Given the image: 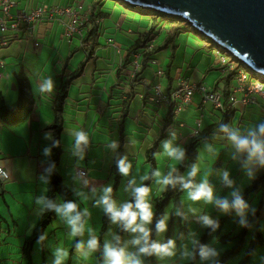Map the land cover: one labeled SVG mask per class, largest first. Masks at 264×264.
I'll use <instances>...</instances> for the list:
<instances>
[{
  "label": "crops",
  "instance_id": "0c3cea01",
  "mask_svg": "<svg viewBox=\"0 0 264 264\" xmlns=\"http://www.w3.org/2000/svg\"><path fill=\"white\" fill-rule=\"evenodd\" d=\"M15 1L25 12H32L45 6L68 7L80 3L83 4L85 10L89 7L95 8L94 0ZM102 7V11L98 8L93 11L97 17L104 14L106 18L103 17L104 21L100 31L96 30L95 35L91 36L92 38H90V33L95 28L91 24H88V27L83 30L82 35H76L73 39L68 40L65 37L63 23L58 21L43 22L35 26L34 38H31L26 32L22 34L21 39H15V36L11 34L9 35L10 45L0 50V60L5 63V68L0 66V73L3 74L0 79V97L11 113L17 112L22 105L20 80L25 76L31 83V97L23 100L27 105V110L22 113L18 112V119L3 117L0 111V168H4L10 173L8 180H0V223L2 222L0 231L6 227L5 237L0 240V250L4 247L3 242H7L8 250L1 252L9 253L10 259L14 263L12 258L20 259L23 242L30 236L46 207L36 201L40 197L46 198L44 190H47L48 182L42 181L41 176L46 177L48 181L49 174L46 169L51 167L55 154L52 144L58 135L52 128L59 122L60 105L63 104V113L60 114L64 119V130L61 135L63 152L57 167L60 174L67 176L66 184L73 190V195L80 202H84L83 199L88 201V191H97L98 188L102 190L108 184L109 178H113L112 172H119L118 168L115 169L116 162L123 156H127L132 164L128 177L137 178L139 181L136 183L139 184L142 176L152 172L151 165L148 163L149 156H151L150 149L161 140L168 125L171 124V129L168 132L170 138L168 137L166 140H171L174 147L184 149L204 131L223 121V111L218 110L213 104L204 105L203 97L199 93L195 94L191 104L177 118L171 115L170 108L157 107L150 102L149 98L156 94L158 88L164 94L170 93L168 81L164 75L170 63L169 55L172 49L171 46L167 47L170 37L163 40V44L157 45L161 48L166 46V52L161 57H157V63L151 64L145 73L144 81L136 90H133L132 75L135 62L138 59L136 55L141 54L131 55L130 50L138 42L140 35L149 29V25L147 22L137 21L135 16L126 14V11L119 10L114 3L107 2ZM174 31L172 30V34ZM176 38L182 42V45L176 43L178 45L175 53L176 59L171 69L173 88H178L180 82L187 79L192 84H204L211 90L218 88L217 90L221 94L227 91V89L224 92L220 91L218 87L220 78L211 79L218 72L219 64H215L213 59L207 60V58H212L207 51L208 47L203 45L202 41L196 43L195 38L191 35H182ZM162 39L163 36L161 41ZM96 40H98L96 52L90 55L88 51L93 49ZM37 43L40 45L39 47H36ZM142 63L143 58L141 57L138 72L142 69ZM125 66L130 69L129 72ZM123 70L129 79L127 83H121L120 75ZM76 73L81 74L80 77L72 83L69 93L65 94L64 84ZM48 77L55 81V89L52 93L42 94L39 87L42 85L43 79ZM63 94L67 95L66 99L61 98L64 96ZM133 95H135V100L129 104L131 109L125 110L129 98ZM29 101L34 102V105L29 104ZM256 103L259 106L255 108L251 107L254 104L249 105L248 108L240 104L233 105L234 110L237 111L233 129H237L242 135L246 134L249 128H256L264 123V115L260 113L261 104L259 100ZM32 105L33 112L30 114L28 108ZM125 116L128 118L124 119ZM170 119L172 122L169 124ZM236 122L238 125L235 124ZM181 123H185L186 128H180ZM73 130H83L89 135L90 142L84 149L83 159L73 155V138L71 136ZM48 132L52 133L53 139L45 138V133ZM173 133H175V139H173ZM174 140L177 142L176 144L173 142ZM113 141L118 144L115 150L109 147ZM123 141L125 149L121 151L120 147ZM206 144H209L211 150L213 146H217L213 149L215 152L209 150V154H217V151H220L226 155L223 162L229 161L231 164L239 162L240 168L237 167L231 173L232 179L247 178L248 185L254 181L248 177L245 171V157L234 158L239 154L235 152L220 129H215L210 137L200 143L198 149L200 157L202 154L200 150ZM45 147L51 148L50 156L42 154ZM164 153L162 141L156 156L158 170L162 172V175L172 168H175V172H177L181 164L176 168L178 162L172 161ZM80 170L88 171L87 180H80L75 175ZM252 171L257 177L264 173V168L253 166ZM141 172H144V175ZM101 173L106 176H100ZM220 177L221 172L218 173L217 178ZM151 187L154 192L151 193L150 200L155 202L158 197L155 198V195L161 192L156 178ZM126 189L127 192H130V187ZM164 192L162 191V194ZM30 194H34V197L24 198L25 201L22 204V212L28 219L25 222L27 225L24 233L23 226H21L22 232L18 230L13 233L12 225L8 223V219L18 226L17 221L21 218L12 210L21 205L23 195ZM60 205L63 203L60 202L58 206ZM6 211L7 214H4ZM90 217L93 219L91 214ZM60 219H62L65 229L57 225L50 235L54 234L59 242L63 241L66 236V243L70 244L73 237L71 228L65 227L66 220L58 213H56L54 225L59 223ZM63 229L66 230L65 233L58 234L56 232V230ZM17 233L23 237L19 242L7 241L6 236H15ZM50 235L47 237L49 238ZM136 251L137 249L133 252Z\"/></svg>",
  "mask_w": 264,
  "mask_h": 264
},
{
  "label": "rangeland",
  "instance_id": "374dc122",
  "mask_svg": "<svg viewBox=\"0 0 264 264\" xmlns=\"http://www.w3.org/2000/svg\"><path fill=\"white\" fill-rule=\"evenodd\" d=\"M100 2V4L102 3V0H94L93 3H98ZM109 3H114L115 5H117V8L121 11H127L126 7L123 6L120 3H117L115 1L109 0ZM113 5V4H112ZM98 9H101L102 11V6H96ZM128 15H132L135 16L137 18V21L140 22H145V19L147 20V24L149 26L152 25V23H149L150 21L147 19L148 16H142L140 14H136V13H131V12H125ZM149 13H151L149 11ZM150 17V16H149ZM151 18V17H150ZM152 21V19H151ZM178 28H181V33L186 36H193L195 38V42L198 43V39H200L203 42V45H205L206 47H208L209 50V55L212 58H207V60L213 59L214 63L219 64L220 62L218 61V54L220 53L219 50L216 47H213V44H211L208 40L203 39L200 35H198L196 33V31H194L191 26H188L187 22H181L180 26L174 25L172 23H170L169 21H167L164 18H160L159 20V24L157 26V30H158V38L155 41V47L158 44H163L164 41L166 40L168 37H171L172 34V30H177ZM189 31V32H186ZM171 33V34H170ZM163 36V39L161 41V38ZM198 38V39H197ZM176 43L178 45H182V42L179 40H176ZM201 43V42H200ZM206 53V52H205ZM221 54V53H220ZM224 56H226V58L229 60L230 64L227 61V65L230 67H233V71L236 72V74H247L249 77V83H254L252 85H245L246 82H244V86H246L244 89H242V93H240L238 95L239 101L244 100V96L246 98V100L248 101V105L251 102H255L253 106L251 107H258L259 105L256 103L258 100L260 102V107H261V114L264 115V84L262 82H264L263 77L255 74L253 71L249 70L247 67H245L243 64H241L234 56H232V54H230L229 52H225L222 53ZM232 57H231V56ZM236 61H234V60ZM239 70V71H238ZM246 73H245V72ZM219 74V75H218ZM229 73H225V72H221L218 71L216 72L214 75V77H212L211 79H218L220 78V80L222 78H226L224 76L228 75ZM236 75V83H238L237 81V76ZM221 86H219L220 91L224 92V90L226 89L224 84H220ZM263 86V87H262ZM256 87L260 88L259 91H256ZM244 93V96H243ZM243 105L244 102H242ZM240 104V105H242ZM242 105V106H243ZM247 105V104H246ZM167 107V106H166ZM239 114V113H238ZM235 124L238 125V123L236 122ZM175 144L177 143L175 140L173 141ZM217 146H213L212 148V152L214 153L215 151H213L214 148H216ZM209 149L210 146L209 144H206L201 150L200 153L201 157H200V163L198 164L199 167V172L197 174L196 177H194V183H200L203 179L207 178L210 182V184L212 185L213 189H214V194L215 196H217L218 198H229L231 199L230 193L234 190H240L242 193H244L245 191V187L248 185V179L247 178H236L233 179L234 183L232 185V187H227L224 186L222 184V177H220L219 179L217 178L218 173H222L224 170H228L230 172V174L232 172H234V170L239 166V162H235L233 164H231L229 161L223 162L222 160L224 159V153L217 151V154H209ZM144 162V160H142ZM181 162L177 163L176 168H178L180 166ZM221 166V167H220ZM178 171V170H177ZM144 175V172H141ZM162 173V172H161ZM168 172H165V175ZM62 179L64 180V182H68L67 176H65L64 174H60ZM76 176H78L75 173ZM100 176H106L105 174L101 173L99 174ZM113 178H109L108 180V184L106 186H111L113 188V199L117 202V204H123L125 202L130 201V199L132 198L131 196V192H127L128 187H130V181H132L133 179L138 182L139 180L137 178H129L128 176H123L122 179H118L116 172H112ZM146 175V174H145ZM148 175V173H147ZM155 180V177H154ZM145 181H141L140 183H144ZM153 180L147 184L150 188H151V193L154 192L153 188L151 187L153 184ZM251 183V182H250ZM105 186V187H106ZM44 192H46V189L44 190ZM88 201L86 199H83L84 202H80V205L82 206L83 210L87 209L88 210V218L86 219V224H85V228H84V232L82 235H78L75 237H72V242H70V244L66 243V236L64 237L63 241H57L56 237L53 235H50V233L52 231L55 230V227L57 225H59V227H63L64 223L62 222V219H60L59 223H57L56 225H54L56 223V220L54 219L51 223L50 226L47 227L46 229V233L47 235H50L48 239H46L44 241V243H37L34 247V252H33V262L34 264H44V260H43V251L45 250L46 252V258H47V262L48 264H55L56 261V250L57 249H64L67 251L68 255L64 258L63 260V264H67V261L69 260L70 257V253L71 251H74L73 249L75 248L76 244H83L84 247L82 249H80L79 251L76 248L75 254L80 255L82 257V264H104V259L102 261H99V257L97 256V254H99V248L93 252V253H89L88 249H87V243L89 241V239L92 238L93 235H95L96 237L99 238L101 237V232H102V224H103V215L105 214L103 209L101 207L96 206V201L99 200L101 198V196L103 195V191L99 188L97 191H93V192H89L88 191ZM164 194H162V191L159 194L155 195V198L158 196H163ZM26 197H34V194H30V195H23V198L21 200V205L18 206L17 208H15L13 211V213H15L17 216H19V218H21L20 220L17 221V225H14V222L11 221V219H8V223L10 225H12L11 230L13 229V233H16L18 230L20 232H22V228L21 226H23V233H24V229L25 226L27 225L25 222L28 221L27 217H24V214L22 212V204L24 198ZM151 197V195H150ZM157 197V198H158ZM154 198V199H155ZM156 201V200H155ZM174 201V200H172ZM260 198H255L251 201V203L249 204L250 209H255L256 211V206L258 204V202H260ZM180 202L183 205V212L184 214L182 215H176L177 212H180V209L178 207H176V205L174 204V202H171L166 210V215L168 216V229L166 232L164 233H160L157 235V241H160L162 243H166L169 239L175 240L176 242V247H175V254L173 256L170 257H163V258H159L157 256V263L156 264H194V259L192 257H186L184 256L185 252H194L196 253V249L192 243V241L195 239L197 240L199 243L202 241L205 233L207 232L208 228L204 227L200 221H199V217L202 215H210L213 219L215 220H219L222 218H227L226 221L224 223H219V228L213 232L212 230L210 231L211 235L207 241V243L205 245H209L211 247L216 248L219 252H220V256L218 259H221V257L227 252V251H232L237 245L238 242L241 238L243 234V230L244 227H241L238 223L239 217L235 214V212H232L230 214H224L222 213L219 209H217L215 207V205L212 204H207L204 201H191L188 199L187 197V192L183 189L182 193L180 194ZM154 200H152V204H153V208L155 210V204H154ZM181 213V212H180ZM4 214H7V211L4 212ZM90 214L93 216L90 217ZM253 213L249 210L248 212V220L250 221L251 219V215ZM23 217V218H22ZM263 217H264V212H263ZM2 223V222H1ZM0 223V225H1ZM34 224V223H33ZM33 226V225H32ZM36 227V226H34ZM65 227H70L68 224H66ZM121 226L114 224L110 221L109 223V228L107 229L106 234L103 237V242L105 243H113L116 244L117 241L115 239V237H119L120 233H119V229ZM71 228V227H70ZM65 229V228H64ZM56 230V232L58 234H62L65 233L66 230ZM6 227L2 228L0 231V240L2 238L5 237V233H6ZM261 232L264 236V219L260 220V221H256L254 222V224L252 225V228L250 229V231L248 232V236L246 237V240H244L243 242V248L242 250L236 254L233 255L228 261H226V264H264V241L262 244L257 245V248L254 252H252L251 250H249L251 248L252 245V241L257 239V233ZM124 240L121 241L122 247H125L130 253H134L133 251L136 250V247L134 245L131 244V240L134 237V234L131 232L126 233V231L124 232ZM237 236V239L234 240H228L226 243H224V240H222L221 238L223 236ZM240 236V237H239ZM170 237V238H169ZM7 241H20L23 237L17 233V235H13V236H6ZM226 239V238H225ZM78 240V241H77ZM76 241L78 243H76ZM241 241V240H240ZM48 250H50L51 252L49 253ZM88 254L90 256H88ZM104 256V254H103ZM195 258L197 257V254L194 256ZM144 257H141V259ZM73 264H80V262L76 261L75 255H73ZM145 259H143L144 261ZM99 263H98V262ZM21 262V261H20ZM24 264H26L25 261H23ZM195 264H210V262L208 261H202L199 257L198 261L195 262Z\"/></svg>",
  "mask_w": 264,
  "mask_h": 264
},
{
  "label": "clouds",
  "instance_id": "9594fccd",
  "mask_svg": "<svg viewBox=\"0 0 264 264\" xmlns=\"http://www.w3.org/2000/svg\"><path fill=\"white\" fill-rule=\"evenodd\" d=\"M54 89L55 81L51 77L43 79V83L39 87V91L42 94L52 93ZM220 131L225 134L228 142L235 149V152L239 154V156L234 158L239 159L240 157H245V171L250 179H255L256 174L252 171V167L258 166L259 168H264V123H261L256 128H249L247 133L243 135L240 134L237 129L230 128L227 124H221ZM172 135L173 139H175V133ZM71 136L73 138V155L79 156L83 159L84 149L90 142L88 133L83 130H73ZM45 138L53 139L52 133H45ZM109 147L115 150L118 147V144L113 141L109 144ZM163 148L165 150L164 154L172 161L181 162L185 159V150L182 147H174L171 140L163 141ZM209 150L211 151V148ZM51 151V148L45 147L42 154L44 156H50ZM116 163L121 175L128 176L130 174L132 164L129 162L127 156L119 158ZM51 171L52 168L46 169V172ZM85 171L86 178L84 179L80 178L77 172L80 180L88 179V171ZM174 172L175 168H172L166 175H162L160 170H156L152 173V176L156 178V183L160 186V191H166L169 186L175 187L179 182L181 187L187 192L189 200L204 201L207 204L215 205V207L224 214L235 212L239 217L238 223L241 227L250 226L248 212L250 210L254 214L255 209H250L249 204L246 202L240 190L232 191L230 193L231 199L227 197L218 198L215 196L214 189L207 178L203 179L198 184L194 183L192 178L196 177L199 172L198 165H191V170L188 172L187 178L175 176L173 174ZM0 175H3L5 178L7 177V173H0ZM221 177L224 186L232 187L234 181L228 170H224L221 173ZM140 179L141 181H144L149 179V176L146 174ZM41 180L45 183L48 182L47 178L44 176H41ZM102 191L103 195L96 201V206L103 209L104 213L109 217L112 223L117 224L125 231L134 234L131 244L137 249L135 253H130L125 247L119 246V237H115L117 241L116 244L105 243L103 245L104 264H144L141 257L157 256L163 258L175 254V240L169 239L166 243H162L152 239V228L150 226L153 224L156 213L150 200L152 190L148 185L142 182L137 184L134 179L130 181L132 200L119 205L113 199V188L111 186L104 187ZM36 202L38 204L46 205L49 209H54L63 219H65L66 223L71 227V236L75 237L83 234L85 228L84 216L87 217L88 215L87 209L81 213L78 211V205L75 203L68 202L57 206L51 201H47L44 197L38 198ZM176 215L179 216L182 215V213L177 212ZM110 221L108 223H110ZM167 221L168 216L166 214L161 219L156 220L155 230L157 234L167 231ZM199 221L204 227L211 228L213 232H215L220 226L218 221L213 219L210 215L200 216ZM43 238L48 239L46 232L40 239L42 240ZM44 241L41 243H44ZM192 243L198 248V255L202 261H208L210 264H220L218 259L220 252L216 248L200 244L195 239ZM83 247V244H76L78 251ZM99 247L100 240L93 235L87 243L88 252L93 253ZM196 254L197 253L194 252H185L184 256L194 258ZM55 255L57 257L55 264H63V260L68 253L61 248L56 250Z\"/></svg>",
  "mask_w": 264,
  "mask_h": 264
},
{
  "label": "trees",
  "instance_id": "16d2710c",
  "mask_svg": "<svg viewBox=\"0 0 264 264\" xmlns=\"http://www.w3.org/2000/svg\"><path fill=\"white\" fill-rule=\"evenodd\" d=\"M112 1H115V2L120 3L123 6H125L128 12L140 14L142 16H148L147 19L150 21L149 23H152V25L149 26V29L140 35L138 42L130 50L131 55L141 54V57L143 58L142 69L139 72H137L136 77L134 78V83L132 84V85H134L133 90L134 89L136 90V88L139 87L140 83H142V81H144V79H145L144 76H146L145 73L149 70L151 64H153V62H156L157 57H161L162 54L164 52H166V50H167L166 46L164 48L157 47V46L155 47V41H156L157 36L159 35L157 33L158 32L157 26L159 24L160 18L162 17V18L166 19L167 21H169L170 23L177 25V26H180V23L184 22V21L180 18H177V17L160 15V14H157L156 12L149 13L148 10H145V9L130 7L126 4L118 1V0H112ZM107 2H109V0H102L101 4H100V2L95 3V8H93V9H97L96 6H98V5L99 6H103V4L106 5ZM100 17L106 18L104 16V14H102V15L100 14ZM151 19H152V21H151ZM145 22H147L146 19H145ZM180 29L181 28H178L177 30L174 31L173 34H171V37H170L171 39H170V41H168V46H167V47L171 46L170 48L172 49L171 53L169 55L170 63L168 64L166 73L164 74L165 78L168 81V85H169V89H170V93H169L170 95H172L178 89V88H173V78H172L171 69L174 66V61L176 59L175 53H176L177 48H178V45L176 44V39H177L176 37L183 35L181 33ZM96 30L98 32L100 31V29L95 28V30L90 33V38H92L91 36L95 35ZM186 32H189V31H186ZM196 33L198 35H200L203 39L208 40L204 36H202L200 33H198V32H196ZM198 40H199V42H201L200 39H198ZM208 41L211 44H213L210 40H208ZM87 42H88V40H87ZM97 45H98V40L95 41L94 47L92 45L93 49H90L88 51L90 53V55L94 54L96 52L95 49H96ZM152 45H154V48L151 50L150 48ZM213 47H216L219 50V52L221 53V54L219 53V56L224 58L225 60H227L228 63L230 64L231 61L229 62V60L226 58V56H224L222 54V53H225V51L223 49L219 48L218 46L214 45V44H213ZM234 61H236V60H234ZM128 64H129V60H128ZM125 69H127L126 66H125ZM218 69L219 70H217V71H221V72L225 70V68L221 65V63H219ZM127 70H128V72L130 71L129 68ZM80 75L81 74L76 73L69 81H67L66 84H64L63 91L65 94L69 93V90L72 86V83L74 81H76V79L79 78ZM236 75L237 74L235 71L230 72L228 75L224 76L226 78H222L218 83V87L220 86L221 83H223L226 85V89H227V91H225L222 94L225 109H226L225 110L226 113L223 112V114H224V116L222 117L223 121L220 122V124L213 125L209 129L204 131L202 134H200V136H198L197 138H195L189 144L186 145V147L184 148L185 153H186L185 159L182 161L181 166L178 169V171L173 173L175 176L184 177V178L188 177V172L191 170V165L192 164H196V165L199 164L200 155H199L198 149H199L200 143L204 139L210 137V135L212 134L213 131H215V129H220L221 124H227L230 128H233V122L235 119V115L237 114V111L234 110L233 104L231 103L230 99L233 96L234 87L239 86V82L236 83V81H235ZM246 76H247L248 84L249 85L254 84V83H249V77L247 74H246ZM120 77L122 79L121 83H127L129 80L128 76L125 75V70H123L121 72ZM263 80H264V77H263ZM262 83L264 84V82H262ZM202 85H204V84H202ZM20 86H21V99H22L21 104L22 105H20L17 112L11 113L10 110L8 109V107L4 104V100L2 99V97H0V111L2 114L1 116H3V117L8 116V118L14 117L15 119H18V114H19L18 112L22 113L23 111L27 110L26 109L27 105L24 104L23 100H27L28 97H31V83L24 76V79L20 80ZM217 89H214L213 91L218 92ZM65 94H63L64 96H62L61 98L66 99L67 95H65ZM134 100H135V95H133L129 98V100L126 104L127 109H125V110L131 109L129 104H130V102H133ZM33 103L34 102L31 103L29 101V104H33ZM33 105L28 108V110H30V114L33 112V109H32ZM60 106L61 107H60L59 113L61 114V113H63L62 112L63 104ZM157 107H161V106H157ZM167 107L170 108L171 115L174 116V108L171 106H167ZM60 114L58 115V117H59L58 121L59 122H57V124L52 128V130L55 131L58 135L56 136L57 138L52 144L54 147L53 150L55 151V154L53 156L52 164L50 167V168H52V171L48 172L49 179H48V183H47L46 200L51 201L52 203H54L57 206L59 205L60 202H62L63 204L68 203V202L75 203L78 205V211L83 213L84 210H83L82 206L80 205L79 201L76 200L75 196L73 195V190L70 187H68L67 184L64 182V180L62 179V177L60 175L58 167H57V164H58V162L61 158L62 152H63L62 148H61V140H62L61 135H62L63 130H64V119ZM126 118H128V116H125L124 119H126ZM20 119H22V118H20ZM171 122H172V119L169 120V124ZM123 128H124V126H123ZM170 129H171V124L166 127V131L163 133L161 140H159L157 143H155L154 146L150 149L151 156H149V162L148 163L151 165L152 172L148 173L149 179H147L145 181L146 185L149 184L152 180L154 181V177L152 176V173L155 172L156 170H158V160L156 159V156L159 153V148H160V144L162 143V141H165L169 137L168 132ZM123 135H124V133H123ZM56 142H58V143H56ZM120 149H121V151H124V149H125L124 141H123ZM53 165H54V167H53ZM115 169H117V167ZM116 175H117L118 179H121L122 175L119 172H116ZM182 190H183V188L181 187V184L178 182L175 187L169 186L167 188V190L164 192L163 196L156 198L155 210H154L156 215H155L153 224L150 226L152 228V239L156 240L157 235H158L156 230H155L156 220L161 219L166 214L167 207L171 202H174L176 207H178L180 209V212L182 214H184L183 205L180 202V194L182 193ZM242 194H243L246 202L249 204L254 199V197L260 198L261 201L258 202V204L256 206L255 213L251 215V218H250L251 220L249 221L250 226L244 227V230H243L244 235L241 236V238H242V239H240L241 241L239 240L238 245L232 251H227L221 257V259H219L220 264H226V261H228L233 255L238 254L242 250V248H243L242 244H243L244 240H246V237L248 236V232L252 228V225L254 224V222H256V221L258 222L260 220H263L262 211H264V173H261L259 176H257L254 179L253 182H251L249 185H247L245 187L244 193H242ZM131 200H132V198L130 199V201ZM172 200H174V201H172ZM56 213L57 212L54 209H49V208L45 207L41 217H39L37 220L36 227L33 229L30 236L28 238H26L23 242V245L21 247V256L20 257L18 256L20 259L17 260L15 258H12V260L15 261V263L11 261L9 253L1 252L3 250L7 251L8 246H9L7 244V242L2 241L4 247L0 250V264H24L23 261H25L26 264H34V262H33L34 247L37 243L43 242L44 240H46L45 238H43L42 240L40 238L44 236L47 227H49L50 223L55 219ZM86 219H87V217L84 216V223L85 224H86ZM226 219L227 218H222V219H219L217 221H218V223H224L226 221ZM109 221H110L109 217L106 214H104L103 215V224H102L103 229H102L101 237H100L99 254H97V256L99 257V261H102L104 259V256H103V245H104L103 237L106 234L107 229L109 227V223H108ZM211 230H212L211 228H208V230L205 233L200 244L205 245L207 243V241L211 235V233H210ZM124 232H125V230L122 227H120V229H119V233H120V235H119V246H121V247H122L121 241L123 240V236L125 235ZM126 233H127V231H126ZM221 239L224 240V243H226L228 240L237 239V236L227 235V236H223ZM263 241H264L263 234L261 232H258L257 233V239L252 241V245H251V248L249 250L254 252L257 248V245L262 244ZM195 249H196L195 251L197 253V257L193 258L194 264L199 259L198 248L195 247ZM73 250L76 251V245H75V248ZM74 251H71L69 260L67 261V264H73V260H74L73 255H75L76 261L80 262V264H82L81 263L82 257L80 255L75 254ZM88 256H90V255L88 254ZM143 259H145L144 264H156L157 263V259L155 256H150V257L145 256L144 258H142V260ZM43 260H44V264H48L45 250L43 251Z\"/></svg>",
  "mask_w": 264,
  "mask_h": 264
},
{
  "label": "water",
  "instance_id": "95a60500",
  "mask_svg": "<svg viewBox=\"0 0 264 264\" xmlns=\"http://www.w3.org/2000/svg\"><path fill=\"white\" fill-rule=\"evenodd\" d=\"M182 19L214 45L264 77V0H118Z\"/></svg>",
  "mask_w": 264,
  "mask_h": 264
},
{
  "label": "built area",
  "instance_id": "2783aa9c",
  "mask_svg": "<svg viewBox=\"0 0 264 264\" xmlns=\"http://www.w3.org/2000/svg\"><path fill=\"white\" fill-rule=\"evenodd\" d=\"M94 9L89 7L87 10L84 9L83 4H77L76 6L68 7H40L32 12H25L20 9V4L15 0H0V50L7 48L11 40H9V35H14L15 39H21L23 33H27L31 38L35 36V26L43 22H53L58 21L63 23L65 27V37L68 40L73 39L76 35H82L83 30L91 24L93 28L100 29L104 21L103 17L94 15ZM112 42V41H110ZM40 45L37 43L36 47ZM154 45L151 46V50ZM219 55V54H218ZM138 57L135 62V68L133 70V79L136 77L139 68V60L141 55H136ZM219 61L221 65L225 68L223 72L230 73L233 72V67L227 65V60L219 56ZM157 62H153L156 64ZM0 66L5 68V63L0 60ZM237 81L239 86L234 88L233 96L230 101L233 105L242 104L244 102V107H248L255 102H251L248 105L244 93V100L239 101L237 97L238 93H242V89L248 86V80L246 74H238ZM3 74L0 73V79H2ZM263 87V86H262ZM264 88V87H263ZM260 88L256 87V91ZM196 93H199L203 97V103L213 104L218 110L225 112V105L223 101V96L220 92H214L208 89L205 85L192 84L188 80L183 79L178 89L172 94H164L160 88L157 89L156 94L150 97L149 100L155 106H171L174 108V116L179 117L184 109L191 104ZM247 104V105H246ZM180 128H186L185 123L179 125ZM0 173H7L5 178L0 175V180L6 181L10 178V173L5 169L1 168ZM80 178H86V171L80 170L78 172Z\"/></svg>",
  "mask_w": 264,
  "mask_h": 264
}]
</instances>
